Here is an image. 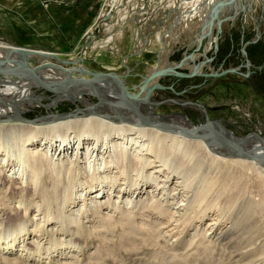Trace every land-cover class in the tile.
Returning <instances> with one entry per match:
<instances>
[{
    "label": "bare ground",
    "instance_id": "6f19581e",
    "mask_svg": "<svg viewBox=\"0 0 264 264\" xmlns=\"http://www.w3.org/2000/svg\"><path fill=\"white\" fill-rule=\"evenodd\" d=\"M252 1L171 0L168 5L166 2L171 13L162 19L168 17L169 29L156 36L161 47L154 64L146 67L144 77L177 64L168 58L171 50L181 43V33L188 38L184 43L187 49L199 50L184 55L182 69L202 73L203 68H209L207 53L217 44L214 31L218 24L221 28L223 23L232 21ZM122 3L123 0H107L100 16L103 21L108 13L117 15L116 42L121 40L129 19V13L118 8ZM215 5L216 18L211 11ZM96 25L97 22L93 27ZM145 43L155 44L150 37L145 42L137 39L139 49ZM49 55L43 49H19L0 41V182H4L2 172L17 173L21 183L23 178L28 183L12 191L20 190L27 199L36 195L40 199L33 206L21 202L19 212L0 209L6 221L13 223L0 231V243L6 244L0 250V264H32L27 262L29 257L62 244L57 231L68 230L70 226L76 233L83 232L85 240L100 246L87 251L80 263H72L73 260L67 263L66 260L76 255L77 248L75 243L67 244L63 250L68 249L66 254L70 255L65 258L66 264H106L107 261L111 264H264V144L258 135L250 134L242 139L214 124V130L233 141L250 158L212 138L208 128L196 130L193 138L186 137L180 128L194 127L186 117L177 113L157 114L150 107V98L161 78L150 81L136 106L152 121L180 127L169 132L143 126L125 110L87 103V95L94 92L84 85L55 95L48 106L83 100L86 116L58 119L56 114H47L33 125L23 123L20 121L23 112L41 104L42 97L35 94L39 88L35 79L61 89L72 79L89 78L85 71L90 70L80 63L75 64L73 59L64 62ZM198 58L206 63L196 65ZM23 69H30V75L25 76ZM10 72L14 74L8 75ZM128 75L118 73L134 95L141 83L129 82ZM94 91L101 101L117 100L112 81L96 85ZM127 179L133 182L125 184ZM174 179L181 181L176 184ZM77 184L85 189L87 196L96 188L94 193L98 194L86 206L67 210L65 204L72 199ZM139 184L143 185L138 187ZM140 188L144 193L138 196ZM4 193L0 189V201ZM111 198L114 211H118L117 218L110 211L103 212L107 208L104 201ZM174 199L179 203H176L178 208L181 207L176 211L172 207ZM32 207L33 211L42 208L44 218L34 223V234L29 229L32 222L25 219ZM85 209L91 210L93 218L100 219L84 226ZM211 211L215 213V225L202 227L200 222ZM163 218L183 225L184 231L179 232L182 237L177 235L174 240L164 237L160 233ZM56 224L59 228L53 230ZM35 232H41L42 240H33ZM15 240H21L23 250L14 252ZM23 251L25 258L21 259Z\"/></svg>",
    "mask_w": 264,
    "mask_h": 264
},
{
    "label": "rangeland",
    "instance_id": "374dc122",
    "mask_svg": "<svg viewBox=\"0 0 264 264\" xmlns=\"http://www.w3.org/2000/svg\"><path fill=\"white\" fill-rule=\"evenodd\" d=\"M106 1L107 0H0V41L24 49H43L56 55L58 59H62L64 62L73 59L75 64L80 63L92 72H112L117 74L127 72L129 74V82L138 85L141 83L143 76H145L146 67L154 64L157 57L156 54L161 47V43L156 36H159V34L169 29L170 21H166L168 17L164 18V20L162 17L171 13L167 11L168 8L166 6V2L168 5L171 0H131L129 3H126L127 0H123V3L118 8H124L129 13V19L124 24L123 34L121 40L118 42H116L114 38L117 32V15L110 13L107 20H105V18L103 21L100 20L101 13L104 8H106ZM176 1L177 0H175V2ZM250 4L245 6V9L240 10L239 13L233 17L232 21L223 23L221 25V32L218 35L216 30L214 31L217 44L206 56L208 65L211 61L210 59H212L210 70L203 68L202 73H204V75L189 79L178 78L176 76H165L158 81V84L167 88L171 87L172 90H155V93L152 94L149 101L150 107L153 109L154 113L161 115L173 113L180 114L186 117L192 126L203 125L207 118L210 121L220 123V126L224 127L235 137L243 139L249 134L254 133L264 140V86L258 87L255 82L260 78L264 79V0H253ZM69 7L77 10L79 13L89 11L92 13L93 17L91 27L88 29L87 33L82 35V37L80 36L79 40L71 47H66L62 51L47 49L43 46V40L46 37H39L34 33L30 34L28 32L31 28H34L32 24L34 22L31 21L36 13H43L57 28L58 24L55 14L61 11V9ZM18 13L20 14L19 18ZM231 14H233L232 11L230 12V15ZM13 16L20 19L21 25L23 28L27 29L25 30L27 33L24 32L23 29L13 30L10 26V20ZM95 22H97V25L93 27ZM163 25L164 28L161 29L160 27ZM12 33L15 35L13 36ZM149 37L155 44H150L149 46L148 43H145L144 47L139 49L137 47V39L145 42ZM179 38L182 44H177L169 54L168 59L172 63H178L185 54L194 52L192 47L189 49L185 47L184 43L188 40L185 34L181 33ZM128 41H130V44ZM15 42H17V44ZM126 44L130 46L128 45L126 47ZM124 47L125 49H123ZM140 50H142L141 56L138 57ZM197 52H199V50ZM127 58V63H125V59ZM202 60L204 59L198 58L196 63ZM178 71L188 73V71L184 69ZM212 72H216L218 76H209ZM0 75L2 74L0 73ZM217 88L223 89V92L221 93L220 91L218 94V92H216ZM35 94L42 97L41 104L33 108H28V110L26 109L23 112V118L34 120L47 114H68L73 112L76 108H83V103L85 101L89 104H95L97 102L95 97L87 95L89 101L80 100L75 103L62 102L55 106H48L55 96L54 94H50L40 88L35 90ZM235 96L239 98L242 97L244 102L241 101V99L237 102H233L232 97ZM12 159L13 158H10V160ZM2 173L1 176H4V182H0V189L5 193L2 196V201H0V209L3 208L7 211H14L16 209L19 212L22 207L21 202H28L32 206L40 202L37 195L33 196L32 199H27L20 190H17V192L12 191V189L17 186L21 187L24 185V187H26L28 179L25 181L23 178L21 183L17 173L11 174L7 171ZM108 181L109 179L106 180L105 183L107 184ZM172 181L178 184L181 179H174ZM132 182V179H127L125 184H130ZM77 183L79 182L77 181ZM105 183H103V186L106 185ZM118 183L119 180L115 182L112 191ZM141 185L143 184H139L138 187ZM76 186H74L72 190V199L68 200L65 204L67 210L86 206L89 199L98 194V192L94 193V190L98 188L93 189L92 194L87 196L85 189L82 190L83 187L79 186V184ZM144 187L145 186H143V188ZM143 188L137 190V192H140L138 196L143 195ZM106 189L107 188H104V191H107ZM113 195L115 194L112 193L111 196L113 197ZM175 200L176 199L172 201L173 211L181 208H178L176 204L178 201L175 202ZM104 202V208H107L104 209L103 212L106 213L110 211V213L117 218L118 211H114L113 209V199L111 198L108 202L106 200ZM42 211V208L33 211L32 207L26 212L25 219L32 222L29 224L30 231L33 232L36 230L33 226L35 222L39 223L44 220ZM2 214L3 213L0 212V231L8 229L13 224L11 221H6ZM214 214L215 213L212 211L209 212L202 219L200 225L202 227L215 225ZM85 216L88 217V219H85ZM82 217V224L84 226H90L94 221L96 222L100 219V217L97 219L93 218L91 210L88 209H85ZM162 221L163 225L160 228V233L166 238L174 240L177 238V235H179V232L183 230V225H179L178 222L172 220L168 222L167 218H163ZM53 224L55 223L53 222L52 225ZM58 225L59 224H56L53 230L58 229ZM70 227V229L65 231H57L60 240H63H61L62 244L57 245L55 249L54 247H49L50 249L48 248L46 250L47 253L44 249L38 254L34 252V256H30V261L28 260L27 262H31L32 264H36V262H38V264H51V261L53 262V260L56 259L59 261L58 264H61V262L64 263L65 258L70 256L66 254L68 249L63 251L65 246L75 243L77 245V248H75L76 255L71 256V259L66 260V262L68 263L69 261L70 263V261L73 260L72 263H80V261L84 260L87 251H93L100 246L95 243L93 244L89 240H85L83 232L76 233L75 228L72 226ZM40 233L41 232H35V238L33 240H42V235ZM179 237H182V235H179ZM14 245L17 246L13 247L14 252L15 250H23L21 240H15ZM5 246V243H0V250H3ZM99 249H101V247H99ZM25 253L26 251H23L22 256ZM22 256L20 257L21 259L25 258ZM106 264H111V262L107 261Z\"/></svg>",
    "mask_w": 264,
    "mask_h": 264
},
{
    "label": "water",
    "instance_id": "95a60500",
    "mask_svg": "<svg viewBox=\"0 0 264 264\" xmlns=\"http://www.w3.org/2000/svg\"><path fill=\"white\" fill-rule=\"evenodd\" d=\"M218 7L217 5H215L214 7L211 8V11L213 12V17L216 18V11H217ZM110 16V13H108L105 17V20L108 19V17ZM212 19V17H211ZM210 19V20H211ZM217 35L221 32V28H220V24H218V29L216 30ZM20 49V48H19ZM32 50V49H30ZM198 50V49H196ZM46 51V50H44ZM48 54H51L49 56L55 57V55H52V53H49V51H46ZM195 52V50H194ZM27 53H31L30 51H27ZM57 58V57H55ZM58 59V58H57ZM184 57L172 68H167V69H163L160 71H156L153 75H149L148 77H144L143 76V80L141 82V84L139 85V91H137V93H135L134 95H132L129 91V89L124 85V83L122 82V80L120 79V77L118 76V74L116 73H112V72H92V71H85V74L89 76V78L86 79H72L68 82L65 83L64 87H62L61 89H53L51 86L39 81L38 79H35V82L37 83L38 87L50 94H54V95H60V94H65L67 91H69L73 86L76 85H84L87 86L89 88H91L93 90V97L96 98V104H102V105H106L109 106L110 108H115L118 110H125L131 114H133L137 120L138 123L143 125V126H148V127H154L156 129H159L161 131H165V132H169L171 130H173L174 128H180V127H174L172 125H168V124H163V123H157L155 121H152L149 117L145 116L144 114H142V112L140 111L139 107L136 106V104H138L141 99H140V93L143 91V89L150 83L151 80L155 79V78H162L165 76H176L178 78H184V79H189L192 77H196V76H202L204 75V73H197L195 70H193L192 72H188V73H182L179 72L178 70H182L181 64L183 62ZM205 64V61H200L197 62L196 65L198 64ZM196 69V68H195ZM23 73L24 75H30L31 70L30 69H23ZM14 74L13 73H8V75ZM209 76L212 77H216L218 76V74L216 72H212L211 74H209ZM110 81H112L114 88L117 91V100L114 102H105V101H101L100 98L97 96V94L94 91V87L96 85L102 84V83H109ZM111 84V83H110ZM155 89H170L172 90L171 87H164L160 84H156ZM151 92H153V90H151ZM78 102V101H77ZM86 109L85 108H76L73 112H70L68 114H56L58 119H65L68 117H75L78 115H82V116H86L87 113H85ZM95 115L104 117V118H108V119H117L115 116H110V115H103V114H99V113H95ZM40 119V118H39ZM39 119H34V120H29L23 117H20V121L23 123H27V124H35ZM119 119V118H118ZM131 122V121H128ZM132 123V122H131ZM214 124H220L218 122L215 121H210L206 118V121L203 125H198V126H194L193 129L188 130V129H182L180 128V130H182V132L184 133V135L188 138H193L194 136V132L196 130H200L203 128H208L211 132V136L212 138H214L215 140L219 141L220 143H222L223 145L229 147L230 149L237 151V152H241V150L239 149V147L231 140L226 139L225 137H223L219 132H217L216 130H214ZM254 134V133H252ZM250 135V134H249ZM248 135V136H249ZM247 137V136H246ZM263 144H264V140L259 137ZM243 156L250 158L251 156H247L244 153H242Z\"/></svg>",
    "mask_w": 264,
    "mask_h": 264
},
{
    "label": "crops",
    "instance_id": "0c3cea01",
    "mask_svg": "<svg viewBox=\"0 0 264 264\" xmlns=\"http://www.w3.org/2000/svg\"><path fill=\"white\" fill-rule=\"evenodd\" d=\"M19 17L20 14L18 13V18ZM55 17L58 24L57 28L50 22V20L47 19V17L43 13H36V15L32 17L31 21L34 22L32 23L34 28H31L28 31L30 34L34 33L39 37H46L43 40V46L53 51H62L66 47H71L73 44H75L79 40L80 36L82 37V35H85L87 33L88 29L91 27L93 18L92 13L89 11H86L85 13H79L77 10H74L70 7L61 9V11L55 14ZM10 22V26L13 28V30L23 29L24 32L27 33V31H25L27 29L22 27L20 19H17L16 16H13ZM12 34L13 36L15 35L14 33ZM15 43L17 44V42ZM128 43L130 44V41H128ZM129 44H126V47ZM123 49H125V47ZM220 91L222 93L223 89H216V92H218V94L220 93ZM232 99L233 102H237L239 101V99L244 102V100H242V97L239 98L235 96L232 97Z\"/></svg>",
    "mask_w": 264,
    "mask_h": 264
},
{
    "label": "flooded vegetation",
    "instance_id": "af4514ba",
    "mask_svg": "<svg viewBox=\"0 0 264 264\" xmlns=\"http://www.w3.org/2000/svg\"><path fill=\"white\" fill-rule=\"evenodd\" d=\"M211 61H210V63H209V68H207L208 70H210V68H211V63H212V59H210ZM256 82V84H257V86L259 87H262V86H264V79H258V80H256L255 81Z\"/></svg>",
    "mask_w": 264,
    "mask_h": 264
}]
</instances>
